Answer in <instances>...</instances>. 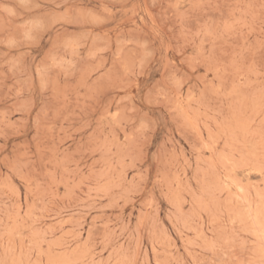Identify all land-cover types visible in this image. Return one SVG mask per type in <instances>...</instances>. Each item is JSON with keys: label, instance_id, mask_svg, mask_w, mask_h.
Returning <instances> with one entry per match:
<instances>
[{"label": "rangeland", "instance_id": "374dc122", "mask_svg": "<svg viewBox=\"0 0 264 264\" xmlns=\"http://www.w3.org/2000/svg\"><path fill=\"white\" fill-rule=\"evenodd\" d=\"M0 264H264V0H0Z\"/></svg>", "mask_w": 264, "mask_h": 264}]
</instances>
